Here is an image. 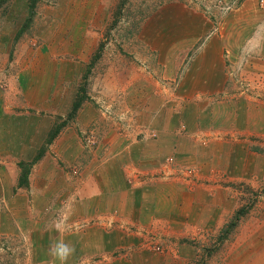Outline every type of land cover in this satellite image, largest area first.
Returning a JSON list of instances; mask_svg holds the SVG:
<instances>
[{"label": "crops", "instance_id": "crops-1", "mask_svg": "<svg viewBox=\"0 0 264 264\" xmlns=\"http://www.w3.org/2000/svg\"><path fill=\"white\" fill-rule=\"evenodd\" d=\"M253 7L245 4L214 34L216 25L209 19L199 14L181 19L177 12L175 23L168 26L176 25L175 34L168 36L165 49L160 47V67L117 68L118 74L127 73V86L121 89L124 102L117 113L119 119H126L128 131L119 133L117 123L84 105L78 121L86 127L94 120L103 125L97 151L84 152L77 137V131L83 130L79 125L63 129L49 148L52 158L47 153L34 167L29 184L10 199L14 213L4 209L0 225L26 213L32 232L34 224L42 228L53 214L64 211L67 225L57 228L55 237L75 246L69 264H81L85 257L89 264H190L195 248L177 239L223 230L240 206L227 186L243 182L255 190L264 182V157L249 151V140L264 138V131L236 132L246 113L243 109L229 112L226 103L227 88L235 83L237 72L244 75L245 69L264 68V14L255 13ZM47 48L34 58L23 47L16 66L25 71L17 83L10 82L6 91H0V149L8 156L7 166L15 163L13 155L43 148L56 118L70 113L74 87L69 86L86 73L94 54L87 44H80L65 50L74 59L62 64L55 61V48ZM64 66L67 71L57 80L56 68ZM64 86L68 90L62 93ZM155 104L160 111L157 120L151 119ZM23 109L35 114H23ZM249 114L251 121L257 118L252 110ZM231 119L238 127H229ZM145 127L150 130L146 134ZM61 162L77 168L79 176L68 174L69 167ZM179 165L198 166L199 178L180 176L183 169H175ZM0 177L5 182L20 180L18 169L8 175L5 168ZM191 182H196L192 188ZM238 219L223 264H264V211L260 218ZM85 223L90 227L86 234L66 231ZM130 230L145 231L147 239L156 243L165 240L170 252L154 257L140 248L145 240ZM32 242L35 249L40 245ZM121 250L129 251L122 256Z\"/></svg>", "mask_w": 264, "mask_h": 264}, {"label": "rangeland", "instance_id": "rangeland-1", "mask_svg": "<svg viewBox=\"0 0 264 264\" xmlns=\"http://www.w3.org/2000/svg\"><path fill=\"white\" fill-rule=\"evenodd\" d=\"M263 2L264 0H7L3 3L0 0V91H6L10 82L17 83V77L25 71L21 65L16 66L17 56L23 47L29 49L34 58H39L41 53L48 49L47 47L55 48V61L62 64L74 59V55L64 54L65 50L76 49L80 44H87L91 47L90 51H94L86 73L76 82L77 86L74 84L69 86L74 87L72 88L74 102L70 113L65 118H56L43 148L25 149L23 153L13 155V161L17 164L14 163L11 166H7L5 158L8 156H3L6 154L3 153V149H0V173L7 168L8 175H11L13 170L18 169L20 177L17 182L13 180L5 182L0 177V218L4 209H8L10 213V199L18 189L25 188L29 184L28 177L35 166L39 167L43 156L48 153L52 158L54 153L49 148L67 126L76 124L83 129L81 132L77 131V137L79 141H82L85 153L92 151L94 155L97 151L103 125L97 123L98 120H94L89 127H86L78 121V115L84 105H89L90 110L96 114L107 115V119L117 123L116 128L119 133L124 134L128 131L129 127L124 123L126 119L124 117L119 119L117 113V108L124 102L121 89L127 86L125 85L127 73L118 74L117 68L126 65L127 69L133 67L142 69L149 68L151 64L160 67L162 52L160 47L165 49L168 46L166 39L169 35L175 34L176 25L168 26L175 23L177 12L181 19L194 17L197 14L204 20L209 19L210 24L216 25L211 31V34H214L220 28L223 30L225 21L229 22L245 4L254 6L252 11L255 13L264 14ZM189 60L185 63L186 65ZM157 68L158 66H156V73L160 74ZM70 70L74 72L73 68ZM66 71V66L57 67V80L62 79ZM252 72L249 69L244 70V75L237 72L238 75L233 77L235 83L227 88L229 93L226 97L228 98L227 110L230 112L243 109L246 113L241 117V129L236 130L238 133L264 131V68H259L253 74ZM67 90L68 87L64 86L62 93ZM83 98L84 103L78 111L74 112L77 102ZM156 104L153 106L154 109ZM251 110L252 115L257 116L254 121L249 118ZM20 112L35 114L34 110L23 109ZM154 113L156 114L151 119H156L158 114L160 115L158 109H155ZM233 120L235 119L230 120L229 127H238ZM22 128L23 126L19 127V129ZM59 128L63 129L51 139V133ZM142 130L145 134L150 131L146 127ZM152 136L148 139H152ZM259 137L249 140L251 144L249 151L264 157V138ZM61 163L69 167L68 164ZM171 163L174 165L175 162L171 161ZM179 168L183 169L179 175L187 180L200 176L198 166L179 165L175 169L180 170ZM65 170L71 176L76 178L79 176L74 166ZM192 183L196 182L189 184L191 188ZM200 184L206 186L209 182H200ZM227 187L235 192L234 198L240 205L235 217L240 213L243 220L249 216L260 218V214L264 211V182L255 190L243 182ZM64 214H53L52 221L42 225V228L38 223L34 224L32 232L29 231L32 227L28 223L31 218L26 213H21L17 220H14L12 216L8 225H0V264H38L39 260V264H49V261L59 264L48 255V248L51 241L58 240V237H55L56 229L62 227L65 229L67 225V214ZM235 217L221 231L200 233L197 238H183V241L177 239V243L184 245V242H189L195 248L196 256L194 255L190 264H223L224 254L227 253L226 248L237 228L231 229L229 226L233 222L236 226L240 223V219ZM88 225L82 224L79 229L69 227L66 231L71 233L78 230L86 234L90 229ZM129 232L143 238L145 243L140 248L146 249L145 251L154 257L170 252L165 240L156 243L147 239L148 235L145 231L130 230ZM203 234L206 236L202 237ZM32 241L40 245L35 249ZM128 251L121 250L119 255L126 256Z\"/></svg>", "mask_w": 264, "mask_h": 264}, {"label": "clouds", "instance_id": "clouds-1", "mask_svg": "<svg viewBox=\"0 0 264 264\" xmlns=\"http://www.w3.org/2000/svg\"><path fill=\"white\" fill-rule=\"evenodd\" d=\"M76 249L73 244L65 240L51 241L48 248V255L59 264H68L69 259L75 255ZM81 264H89L88 258H82Z\"/></svg>", "mask_w": 264, "mask_h": 264}, {"label": "trees", "instance_id": "trees-1", "mask_svg": "<svg viewBox=\"0 0 264 264\" xmlns=\"http://www.w3.org/2000/svg\"><path fill=\"white\" fill-rule=\"evenodd\" d=\"M3 1V3H5L7 0H2ZM84 98L82 99V100H80L79 102H77V104H76V106H75V109H74V112H76V111H78L79 110V108L81 107V105H82V103H84ZM63 128H59V129H56L54 132H52L51 133V139L52 138H55L57 135H58V133H60V131L62 130ZM238 218H240V213L237 215V217L235 218V219H238ZM231 227V229L233 228V227H236V225H235V222H233L230 226H229V228ZM228 233V232H227Z\"/></svg>", "mask_w": 264, "mask_h": 264}, {"label": "built area", "instance_id": "built-area-1", "mask_svg": "<svg viewBox=\"0 0 264 264\" xmlns=\"http://www.w3.org/2000/svg\"><path fill=\"white\" fill-rule=\"evenodd\" d=\"M263 4H264V2H263ZM0 167H1V163H0Z\"/></svg>", "mask_w": 264, "mask_h": 264}]
</instances>
